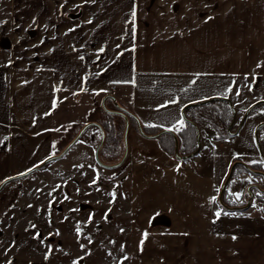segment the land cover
Segmentation results:
<instances>
[{"label": "crops", "instance_id": "crops-1", "mask_svg": "<svg viewBox=\"0 0 264 264\" xmlns=\"http://www.w3.org/2000/svg\"><path fill=\"white\" fill-rule=\"evenodd\" d=\"M120 3L10 0L15 14L10 15L7 30L14 41L4 37L1 44L10 54L9 67L14 68L10 71L19 81L15 83L23 88L11 97L15 123L24 124L32 134L50 131L53 95L40 87L104 92L118 100L123 95L116 86L142 85L145 92L138 100L123 98L124 108L142 127L178 128L182 110L193 104L182 100L179 111L158 112L174 100L160 97L162 79L168 77L171 85L177 74L186 75V83L189 75L193 80L218 78L233 90L231 101L225 95L210 98L226 99L234 106L252 99L254 104L264 103V0ZM104 6V12L96 14ZM116 6L122 11L114 10ZM121 12L120 20L116 16ZM116 37L132 41L116 49ZM244 86L248 92L241 98ZM207 121L204 114L191 120L197 129ZM129 130L124 162L107 167H124L128 175L127 264H264V208L251 204L243 210L223 209L218 203L228 165L216 171L198 150L178 159L158 138ZM178 154L182 156L179 150ZM241 192L240 197L249 198L245 186Z\"/></svg>", "mask_w": 264, "mask_h": 264}, {"label": "rangeland", "instance_id": "rangeland-1", "mask_svg": "<svg viewBox=\"0 0 264 264\" xmlns=\"http://www.w3.org/2000/svg\"><path fill=\"white\" fill-rule=\"evenodd\" d=\"M115 1L126 4V0ZM9 2L0 0V183L39 167L46 159L59 154L67 141L65 133L69 126L101 122V101L105 97L104 92L79 93L77 89L40 87L41 91H47L45 94L53 95L50 131L32 134L24 124L15 123L11 97L18 88H23L16 85L19 81L14 78L16 72L10 71L14 69L9 67L10 54L4 52L1 44L4 37L9 39V18L15 14ZM105 8L99 7L96 14L101 15ZM86 10L89 8H83ZM121 14L116 18L121 20ZM9 40L14 38L10 36ZM129 41L132 39L116 37V49L128 46ZM12 77L14 81L9 80ZM172 78L171 85L167 83L168 77L162 79L159 93L163 101H170L172 97L176 103H166L158 112L167 109L176 112L178 103L185 100L193 104L184 112L188 118L194 111H208L218 105V101L197 105L213 100L212 96L225 95L229 101L232 99L233 90L218 78L206 76L193 80L189 75L188 83L186 75L177 74ZM116 90L119 96L132 101L145 92L142 85L122 89L116 86ZM242 90L241 98L248 92L245 86ZM123 98L115 100L122 108L126 105ZM253 104V99L232 104L239 114H235L229 136L216 139L213 122L208 117L209 124L198 127V155L216 171L226 165L231 168L235 163L252 168L258 164L264 166L260 163L264 161V127L258 128L264 105L257 106L243 121V116L240 117ZM104 105V110L111 108L109 102ZM62 115L58 120L57 116ZM96 141V128L90 126L61 158L7 183L0 191V264H127L128 175L124 167L108 169L96 163ZM240 165L235 168V174L245 171ZM253 172L262 170L255 167ZM247 183L241 178L228 186L233 188L235 197L237 194L240 197ZM251 204V207L264 208V197L254 194Z\"/></svg>", "mask_w": 264, "mask_h": 264}, {"label": "trees", "instance_id": "trees-1", "mask_svg": "<svg viewBox=\"0 0 264 264\" xmlns=\"http://www.w3.org/2000/svg\"><path fill=\"white\" fill-rule=\"evenodd\" d=\"M109 101V100H107ZM105 101V102H107ZM218 101L219 104L212 106L208 111H194L190 117L188 116V120H193L195 121L198 117V115L200 114H206L204 115L206 119L209 118V120L211 122H213V127L214 130L216 132V139H221L224 138L226 136H229L230 134L228 133L227 129L229 128V126L232 123L233 120V114L230 108V105L228 103L227 100L224 99H215V100H211L208 102H205L203 104H199V105H205L207 103H212ZM198 105V106H199ZM261 105V103L257 104L253 109L255 110V108H257V106ZM190 108V107H188ZM188 108H186L184 110V112L186 110H188ZM194 108H197V105L194 106ZM102 121L101 122H95L97 124H99V126L102 128L103 133H104V142L99 150L98 153V157L100 162L104 165V166H111V165H115L118 162H120V160L123 157L124 154V142H123V135H124V129H125V122L124 119L116 114H107L105 113V110L102 108ZM252 113V112H251ZM133 115V114H132ZM208 117V118H207ZM128 122H129V128L132 127L135 130L138 131L137 129V123L136 121L131 117L128 116ZM86 124V123H85ZM82 124H78L76 125H71L68 127L66 134L67 137V141L63 147V149L74 139V137L77 135V133L79 132V130L82 128ZM96 128V127H95ZM142 132L144 133V135L146 136H152L155 135L159 132H161L162 130L155 128V127H150V128H145L142 127ZM97 131V141L95 143V146L98 145V143L100 142V132L99 130L96 128ZM196 132H197V128L196 126L190 124L189 122L185 121V127L182 130H178L176 132V139H177V145H178V150L181 152L182 156H188V155H192L196 152L197 150V143H196ZM159 140L162 141V145L164 147L165 150H167V152L174 156V152H175V141L173 139V137L169 134H163L161 136L158 137ZM62 149V150H63ZM61 152V150L59 151ZM57 152V153H59ZM56 153V154H57ZM240 165L238 163H235L232 169V173L231 176L235 174V168ZM261 165V166H259ZM242 166V165H240ZM244 167V165L242 166ZM255 167H259L261 168L262 172H253L255 171ZM245 170H249L252 173H254L255 175H258V177L262 178L264 180V177H262L261 175H259L258 173H262L264 176V167H262V164H258V165H254V168L250 167V166H245L244 167ZM264 196V195H263ZM218 203L219 205L223 208V209H231V206L228 205L225 200H224V195L223 192L221 194V198L220 201L218 199ZM237 209V208H235ZM243 210L244 208H239L238 210Z\"/></svg>", "mask_w": 264, "mask_h": 264}, {"label": "water", "instance_id": "water-1", "mask_svg": "<svg viewBox=\"0 0 264 264\" xmlns=\"http://www.w3.org/2000/svg\"><path fill=\"white\" fill-rule=\"evenodd\" d=\"M105 98H109L110 100H112L113 102L115 101V98L112 96V95H106L103 99H102V101H101V104L104 106V99ZM213 100H215V99H213ZM224 100H226V99H224ZM211 101V100H210ZM228 101V100H227ZM228 103H229V105H230V108H231V111H232V114H233V120H232V123H231V125L229 126V128H228V133L229 134H231V132H230V130H231V127H232V125H233V123H234V119H235V110H234V108L232 107V105H231V103L228 101ZM259 103H262V102H259ZM259 103H255V104H253L248 110H246V112L244 113V115H243V118H242V121L248 116V114H249V112L251 111V109L252 108H254L257 104H259ZM117 106V105H116ZM118 107V106H117ZM188 107H191V106H186L183 110H182V117H183V120L184 121H187V122H189L190 124H192V125H194L190 120H188L186 117H185V115H184V110L186 109V108H188ZM119 110H120V112L118 113V112H115L116 114H119V115H122V116H124V118H125V130H124V136H123V139H124V154H123V157H122V159L120 160V162H118L117 164H115V165H111V166H108L109 168H114V167H117V166H119V165H121L123 162H124V160H125V158H126V156H127V153H128V146H127V134H128V129H129V124H128V119H127V115H129V116H131L135 121H136V123H137V129H138V132L142 135V136H144V137H147V138H158L159 136H161V135H163V134H169V135H171L172 137H173V139H174V141H175V157L176 158H178V159H181V160H185V159H187V158H189V157H191L192 155H194V154H192V155H188V156H180L179 154H178V145H177V139H176V135L174 134V132H172V131H168V130H162L161 132H159V133H157V134H155V135H152V136H146V135H144V133L142 132V129H141V125H140V122L136 119V117L134 116V115H132V114H130L127 110H125L124 108H120L119 107ZM112 113H114V112H112ZM124 113H128V114H124ZM90 126H94V127H96V128H98L99 129V131H100V134H101V139H100V142H99V144L97 145V147L95 148V150H94V160L96 161V163L98 164V165H100V166H103V164L100 162V160H99V157H98V153H99V150H100V148H101V146H102V144H103V142H104V133H103V131H102V128L99 126V124H97V123H95V122H87L86 124H84L83 126H82V128L79 130V132L77 133V135L74 137V139L59 153V154H57L56 156H52V157H50V158H48V159H46L44 162H43V164L41 165V166H37V167H34V168H32V169H30V170H28L27 172H25V173H22V174H18V175H16V176H12V177H10V178H7L6 180H4V181H2L1 183H0V191L4 188V186L7 184V183H9V182H11V181H14V180H17V179H21V178H23V177H26V176H28V175H30L31 173H33L34 171H36V170H38L40 167H42V166H44V165H46L47 163H49V162H51V161H54V160H57V159H59V158H61L78 140H79V138L82 136V134L85 132V130L86 129H88V127H90ZM260 127H264V123H262V124H260L259 126H258V128H260ZM197 144H198V135H197ZM198 150V149H197ZM233 167L234 166H232L231 168H230V170H229V173H228V176H227V178L225 179V181H224V183L222 184V186H221V188H220V193H219V197L221 196V194H222V192H223V190H224V188H225V186H226V184L228 183V181H229V179H230V177H231V173H232V169H233ZM259 175H261L262 177H264L263 176V174L262 173H258Z\"/></svg>", "mask_w": 264, "mask_h": 264}, {"label": "built area", "instance_id": "built-area-1", "mask_svg": "<svg viewBox=\"0 0 264 264\" xmlns=\"http://www.w3.org/2000/svg\"><path fill=\"white\" fill-rule=\"evenodd\" d=\"M241 178H245L248 182L245 187L251 189L252 195L262 194V190H264V183L262 180L249 170L232 176L224 189L223 195L228 205L238 208L249 206L252 203V196L251 198L239 197V199H237L233 188L228 186L229 184L232 186V184L239 182Z\"/></svg>", "mask_w": 264, "mask_h": 264}, {"label": "flooded vegetation", "instance_id": "flooded-vegetation-1", "mask_svg": "<svg viewBox=\"0 0 264 264\" xmlns=\"http://www.w3.org/2000/svg\"><path fill=\"white\" fill-rule=\"evenodd\" d=\"M107 100H109V101H107ZM105 101H107V103L109 102V103H111V108H109V110H105V113H107V114H116L115 112H120V110H119V107H120V105H117L116 103H115V101L113 102L112 100H110L109 98H105L104 99V104H106V102ZM262 105H264V103H261ZM118 107H117V106ZM105 106V105H104ZM104 106L101 104V107L104 109ZM120 108H122V107H120ZM250 108V107H249ZM248 108V109H249ZM247 109V110H248ZM253 109V108H252ZM252 109H251V111L249 112V114L252 112ZM112 112H114V113H112ZM124 114H128V113H124ZM244 114V113H243ZM116 115H119V114H116ZM119 116H121L123 119H124V122H125V118H124V116H122V115H119ZM128 116L129 115H127L126 117H127V119H128ZM128 124H129V122H128ZM94 127V126H93ZM98 129V128H97ZM99 130V129H98ZM125 130V129H124ZM103 131V130H102ZM100 132V131H99ZM124 136V135H123ZM100 137H101V134H100ZM123 142H124V139H123ZM99 144V143H98ZM102 167H108V166H102Z\"/></svg>", "mask_w": 264, "mask_h": 264}, {"label": "snow or ice", "instance_id": "snow-or-ice-1", "mask_svg": "<svg viewBox=\"0 0 264 264\" xmlns=\"http://www.w3.org/2000/svg\"><path fill=\"white\" fill-rule=\"evenodd\" d=\"M132 15H133V18H134L135 17V11H133ZM237 95H239V93H237ZM170 103H176V101L173 100V101H170ZM163 106L164 105H162V107ZM177 124H178V128L174 125L173 128L168 129V131L182 130L185 127V121L182 118L177 121ZM253 163H256V161H253ZM260 163H264V161H261ZM236 198L239 199V194L236 195ZM215 199H216L215 197H212L213 201H215ZM253 206H255V205H253ZM225 214H227V213H225ZM220 215H221L220 212L216 213L217 218H219ZM145 236H147V233H145ZM233 238L235 239V237H233ZM141 243H143V241H141Z\"/></svg>", "mask_w": 264, "mask_h": 264}]
</instances>
